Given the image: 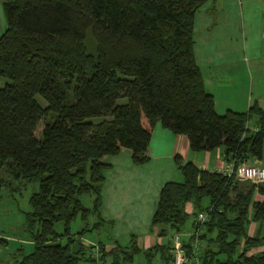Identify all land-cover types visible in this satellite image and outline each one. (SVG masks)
<instances>
[{
    "label": "trees",
    "instance_id": "16d2710c",
    "mask_svg": "<svg viewBox=\"0 0 264 264\" xmlns=\"http://www.w3.org/2000/svg\"><path fill=\"white\" fill-rule=\"evenodd\" d=\"M205 1L3 0L0 183L38 182L22 226L33 247L17 264H95L93 245L75 243L70 223L89 215L96 216L90 228L104 223L108 163L101 157L127 147L133 163H145L157 123L185 134L193 151L222 147L233 171L202 169L175 154L180 178L162 184L150 220L158 241L143 247L132 235L111 248L96 242L100 264H133L137 253L145 264H170L169 233L185 231L189 216L202 210L208 217L198 259L193 236H185V264H264V249L248 252L264 245V199L256 198L264 195V179L234 173L242 161L262 157L264 110L256 101L244 110H215L194 51L195 13ZM84 193H92L90 205ZM251 220L262 224L260 235L248 234Z\"/></svg>",
    "mask_w": 264,
    "mask_h": 264
},
{
    "label": "crops",
    "instance_id": "0c3cea01",
    "mask_svg": "<svg viewBox=\"0 0 264 264\" xmlns=\"http://www.w3.org/2000/svg\"><path fill=\"white\" fill-rule=\"evenodd\" d=\"M207 1L209 4L202 8ZM199 9L203 10L197 25ZM195 31L199 39L198 51L194 43L195 58L205 88L214 95L215 110L218 113L227 108L244 110L254 101L264 110V0H206L195 13ZM147 153L149 159L142 164L132 162L127 147L101 157L108 163L101 189L100 216L104 223L96 228L107 227L112 242H93L101 241L111 248L115 241L120 243L119 239L124 244L129 242L132 235L140 246L146 241L148 245L158 241L159 227L151 228L150 220L162 184L180 178L175 154L209 171L227 173L231 166L222 147L193 151L185 134L173 133L158 123L153 128ZM248 162L261 159L251 158ZM256 198L264 199V195L257 194ZM185 209L191 212L192 203L187 202ZM261 228L259 221L251 220L247 231L249 235H260ZM262 249L264 245H259L248 252Z\"/></svg>",
    "mask_w": 264,
    "mask_h": 264
},
{
    "label": "rangeland",
    "instance_id": "374dc122",
    "mask_svg": "<svg viewBox=\"0 0 264 264\" xmlns=\"http://www.w3.org/2000/svg\"><path fill=\"white\" fill-rule=\"evenodd\" d=\"M2 2L0 0V33L4 30L6 26L5 15L2 9ZM210 1H207L202 5L205 8ZM199 9L196 17V24L198 25V17L200 15ZM198 32H194L195 37V48L199 50V39L197 38ZM38 102L41 105H46V101L40 96L36 95ZM120 103L126 101L125 97L118 99ZM94 120L100 119L99 117L93 118ZM264 163V142H263V153L261 157V162ZM264 165V164H263ZM3 170L0 169V176L3 175ZM7 176V175H5ZM38 187L37 181H28L22 183L19 180H6L4 183H0V264H16L17 259H19L23 253H27L32 250V241L29 238L28 233L23 229L24 212L30 209L29 196ZM82 202L85 205H90L92 203L93 195L92 193H84L80 196ZM96 221L94 215H89L86 220H82L79 216H76L70 223V231L72 236L75 238V243L79 239L81 241H106L112 242L109 238L111 231L101 228L92 227V224ZM193 216L190 215L186 222V229L181 233L186 232L192 228ZM87 227L86 230L80 232L81 228ZM62 222L58 221L55 223V228L58 231L62 230ZM262 231V228H261ZM175 232L171 231L169 234L172 236ZM63 237L62 241H65ZM165 239V238H162ZM120 244L124 245V240L119 239ZM126 244V243H125ZM149 244L148 241L144 242V246ZM143 246V247H144ZM200 249V248H199ZM171 253V250L169 249ZM112 256H109L111 259ZM108 258V259H109ZM80 264H91L87 259H81ZM133 264H145V258L142 253H137L134 255Z\"/></svg>",
    "mask_w": 264,
    "mask_h": 264
},
{
    "label": "built area",
    "instance_id": "2783aa9c",
    "mask_svg": "<svg viewBox=\"0 0 264 264\" xmlns=\"http://www.w3.org/2000/svg\"><path fill=\"white\" fill-rule=\"evenodd\" d=\"M233 163L231 162V166L229 171L227 172L230 174L233 170ZM235 175L239 179H250L254 182L260 181L264 179V165L260 162H253L250 163L246 160L242 161L238 166L236 167L234 171ZM207 211L202 210L197 213L195 216L193 222H194V228H191L190 230H187L184 233L181 232H175L171 236V254H172V260L170 264H185L188 262V255L186 253L183 238L185 236H193V240L191 241V254L194 259H198V251L201 246V240L198 237L199 234L204 230L203 223L207 219ZM82 242L86 245H93L91 247V254L93 257H95V264H100L99 262V255L100 251L98 248V245L96 242L93 241H83Z\"/></svg>",
    "mask_w": 264,
    "mask_h": 264
}]
</instances>
